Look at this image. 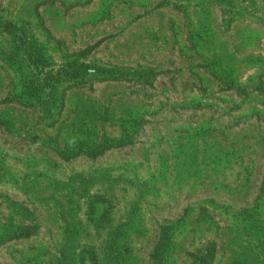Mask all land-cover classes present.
<instances>
[{"label": "rangeland", "instance_id": "rangeland-1", "mask_svg": "<svg viewBox=\"0 0 264 264\" xmlns=\"http://www.w3.org/2000/svg\"><path fill=\"white\" fill-rule=\"evenodd\" d=\"M205 251L264 264V0H0V264Z\"/></svg>", "mask_w": 264, "mask_h": 264}, {"label": "trees", "instance_id": "trees-1", "mask_svg": "<svg viewBox=\"0 0 264 264\" xmlns=\"http://www.w3.org/2000/svg\"><path fill=\"white\" fill-rule=\"evenodd\" d=\"M104 150V146L101 147L97 153H101ZM190 256L196 261V264H210L212 259V251H205L200 255H193L190 253Z\"/></svg>", "mask_w": 264, "mask_h": 264}, {"label": "clouds", "instance_id": "clouds-1", "mask_svg": "<svg viewBox=\"0 0 264 264\" xmlns=\"http://www.w3.org/2000/svg\"><path fill=\"white\" fill-rule=\"evenodd\" d=\"M74 143H75L74 141H69L70 146H71L72 144H74Z\"/></svg>", "mask_w": 264, "mask_h": 264}]
</instances>
